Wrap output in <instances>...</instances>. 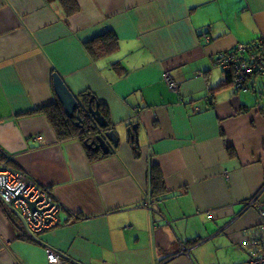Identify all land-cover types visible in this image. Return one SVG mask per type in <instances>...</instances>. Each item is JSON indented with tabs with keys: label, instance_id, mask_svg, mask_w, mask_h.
I'll use <instances>...</instances> for the list:
<instances>
[{
	"label": "crops",
	"instance_id": "crops-1",
	"mask_svg": "<svg viewBox=\"0 0 264 264\" xmlns=\"http://www.w3.org/2000/svg\"><path fill=\"white\" fill-rule=\"evenodd\" d=\"M76 2L66 15L61 0H0V153L60 205L35 239L0 201V264H49L48 249L57 264H195L208 236L250 264L264 252L248 204L264 206V77L212 88L220 53L264 42V0ZM108 31L116 48L92 58L86 42ZM54 72L108 108L118 144L107 156L89 160L42 113H24L57 99ZM150 163L164 196L150 195Z\"/></svg>",
	"mask_w": 264,
	"mask_h": 264
},
{
	"label": "built area",
	"instance_id": "built-area-1",
	"mask_svg": "<svg viewBox=\"0 0 264 264\" xmlns=\"http://www.w3.org/2000/svg\"><path fill=\"white\" fill-rule=\"evenodd\" d=\"M257 44L240 43L232 51L218 55L216 63L231 73L235 88L246 87L247 81L255 75L264 77V48ZM163 76L168 87L176 90L177 85L170 74L165 72ZM0 201L6 209L17 211L28 237L36 239L37 234L58 223L60 205L53 199L48 187L38 183L24 170L9 166L4 159H0ZM30 203L35 209L30 207ZM248 204L258 211L261 220L258 234L264 242V206L254 200ZM47 261L57 264L61 262V257L56 251L48 249ZM249 263L264 264V252L252 256Z\"/></svg>",
	"mask_w": 264,
	"mask_h": 264
},
{
	"label": "trees",
	"instance_id": "trees-1",
	"mask_svg": "<svg viewBox=\"0 0 264 264\" xmlns=\"http://www.w3.org/2000/svg\"><path fill=\"white\" fill-rule=\"evenodd\" d=\"M62 6L64 8L65 14L70 15L77 11L78 5L76 0H61ZM101 42L99 46H95L94 43ZM245 44H254L256 42H249ZM258 46H263L264 42H260L257 44ZM117 46V38L116 35L112 31H108L101 36L86 42V49L90 56L93 58L94 56H98L103 52H109L115 49ZM55 73V72H54ZM53 73V74H54ZM224 79L223 82L212 88H219L224 85L232 84V75L229 71H224ZM90 95L86 92L80 93L78 95V99L81 101L80 108L75 110L73 116H68L64 112L63 106L61 103L55 99L52 103L41 105L38 107H34L24 113H42L51 128L54 131L56 140L60 142L77 139L80 141L84 147L85 153L89 160H97L103 158L108 155V153H103L100 149H94L88 146L93 140H97L99 138L104 137V133L114 131L113 123L108 115V108L102 102H99V112L105 119V124L103 126H99L96 122V118L91 116L87 111L88 101ZM79 116V124L76 125L75 122L77 120L76 116ZM136 149L137 146H134ZM0 159H4L7 163L10 158L2 153H0ZM148 185L149 192L151 196L158 197L159 194L164 196L162 193L166 191L164 179L161 173L159 166L156 163H150L148 168ZM197 239L193 238L191 241L195 242Z\"/></svg>",
	"mask_w": 264,
	"mask_h": 264
},
{
	"label": "water",
	"instance_id": "water-1",
	"mask_svg": "<svg viewBox=\"0 0 264 264\" xmlns=\"http://www.w3.org/2000/svg\"><path fill=\"white\" fill-rule=\"evenodd\" d=\"M53 78V90L57 100L63 106L64 112L68 116H73L75 110L80 108L81 101L78 99V95L70 89L67 85L63 77L58 73L55 72L52 75ZM90 99L88 101L87 111L90 113L91 116L96 118V122L99 126H103L105 124L104 117L99 112V103L95 97V95L89 94ZM77 120L75 122L76 125L79 124V116H76ZM132 134H129L130 140H135L138 142V131L136 125L132 126ZM118 144V138L114 131L104 133L103 138H99L97 140H93L88 143L89 147L94 149H100L103 153H108L110 151L111 146H116ZM30 207L35 209L34 204L30 203ZM16 214L17 211H14Z\"/></svg>",
	"mask_w": 264,
	"mask_h": 264
},
{
	"label": "rangeland",
	"instance_id": "rangeland-1",
	"mask_svg": "<svg viewBox=\"0 0 264 264\" xmlns=\"http://www.w3.org/2000/svg\"><path fill=\"white\" fill-rule=\"evenodd\" d=\"M258 82L260 84L261 79ZM212 239L208 236L193 248L195 264H248L247 251L231 245H217Z\"/></svg>",
	"mask_w": 264,
	"mask_h": 264
}]
</instances>
